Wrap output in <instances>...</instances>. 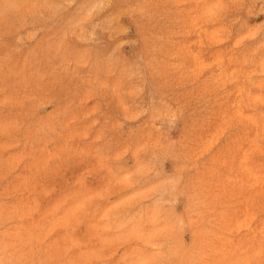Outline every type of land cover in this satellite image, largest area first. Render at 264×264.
<instances>
[{
	"label": "rangeland",
	"instance_id": "rangeland-1",
	"mask_svg": "<svg viewBox=\"0 0 264 264\" xmlns=\"http://www.w3.org/2000/svg\"><path fill=\"white\" fill-rule=\"evenodd\" d=\"M0 264H264V0H0Z\"/></svg>",
	"mask_w": 264,
	"mask_h": 264
}]
</instances>
